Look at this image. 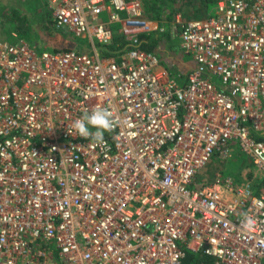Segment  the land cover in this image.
I'll return each mask as SVG.
<instances>
[{
	"label": "built area",
	"instance_id": "built-area-1",
	"mask_svg": "<svg viewBox=\"0 0 264 264\" xmlns=\"http://www.w3.org/2000/svg\"><path fill=\"white\" fill-rule=\"evenodd\" d=\"M46 3L93 53L0 41V264H264V0L176 19L184 84L140 48L162 31L141 0ZM93 107L117 120L100 145L72 129ZM231 151L258 183L198 184Z\"/></svg>",
	"mask_w": 264,
	"mask_h": 264
},
{
	"label": "rangeland",
	"instance_id": "rangeland-1",
	"mask_svg": "<svg viewBox=\"0 0 264 264\" xmlns=\"http://www.w3.org/2000/svg\"><path fill=\"white\" fill-rule=\"evenodd\" d=\"M185 2H181L183 10L179 11L177 15V19L179 18L182 23H186L199 18H206L211 16L217 6V2L206 7L204 9H198L197 5L200 1L203 0H183ZM187 2H191L192 5H186ZM43 0H0V41H6L9 43L17 42L14 37H12V33L16 31L19 34L17 39L25 38L28 42L35 47L37 52L41 54L46 51H54L56 48L63 49L60 45L57 47L55 43L50 45V41L45 42L44 36L35 32V27L37 25V21L43 18L44 12ZM173 21L169 24V27L161 26L162 31L160 35L162 38L166 37L165 33L172 29V42L175 45L172 46L175 51H177V40L179 38L180 27L178 23H174ZM31 30V31H30ZM27 35V33H30ZM53 35V34H51ZM28 36V38H27ZM69 42L73 43L72 45L75 47V44L78 42H87V40L76 38L73 35L67 37ZM171 42V43H172ZM70 47V48H74ZM169 48L170 47H166ZM74 50V49H69ZM171 50V49H170ZM163 52V51H162ZM166 54V52H163ZM178 53V51H177ZM179 54V53H178ZM167 55V54H166ZM181 55L183 57L185 54L182 52ZM190 60L189 57H187ZM193 65V64H192ZM189 67L188 65H186ZM184 66V69L187 71L188 68ZM257 139L261 140L264 136H261L257 133ZM233 178L236 182L239 183H255V185L259 181L258 172L254 169L251 163L246 159V157L239 153L238 151H231L228 154L214 158L209 165H207L197 176V182L200 185L212 183L219 178ZM199 261V256L194 255V259L192 262H185L183 264H196Z\"/></svg>",
	"mask_w": 264,
	"mask_h": 264
},
{
	"label": "crops",
	"instance_id": "crops-1",
	"mask_svg": "<svg viewBox=\"0 0 264 264\" xmlns=\"http://www.w3.org/2000/svg\"><path fill=\"white\" fill-rule=\"evenodd\" d=\"M43 6H44V12L40 13L43 14V18L37 22V25L35 26L37 28V30L35 29V32L39 33V34H42V36H44V41L48 43V41H50V45L52 43H55L57 45V47L60 45V47H63V49H57L54 50V51H44V52H59V51H67V49H74L76 51H82V52H86V53H90L92 54L93 51L91 49V46L89 45V42H78V44H75V47L72 45L73 43L69 42V40H67V37L69 38V36H71L70 33L64 31V30H59L55 27L54 25V22H53V19L51 17V13H50V10L48 8V5L46 3V0H43ZM106 17H103V19L105 20ZM176 21V20H175ZM176 23V22H174ZM157 25H159L157 23ZM31 31V30H30ZM31 34L30 33H27V35ZM53 34V35H51ZM154 34V33H153ZM166 37H164L162 39V41H160L158 43V49H157V55L160 57V62L162 64V66L164 68H166L171 77H172V74H171V71H172V68L174 67L176 70H179L181 73H183L185 76L184 78L186 79L187 78V75L189 74L190 70L192 69L193 67V61L192 59L190 58V60L187 59V57H183L181 55L182 53V50H181V45H180V39L178 38L177 40V51H175V49L172 48L173 45H175V43H171L170 40H173L172 38V29L170 28V31L166 32L165 33ZM17 36L19 37V34L14 31L12 33V37H14V39L17 40V42H15L16 44L18 43H21V42H24V43H27L29 44L32 48L35 49L34 46H32V44L30 42H28L25 38H20V39H17ZM28 38V36H27ZM70 47H74V48H70ZM166 47H170L169 48H166ZM174 47V46H173ZM36 50V49H35ZM99 50V49H98ZM37 51V50H36ZM166 52L163 53V52ZM186 65H188L189 67H187ZM184 66L188 68V70L186 71L184 69Z\"/></svg>",
	"mask_w": 264,
	"mask_h": 264
},
{
	"label": "trees",
	"instance_id": "trees-1",
	"mask_svg": "<svg viewBox=\"0 0 264 264\" xmlns=\"http://www.w3.org/2000/svg\"><path fill=\"white\" fill-rule=\"evenodd\" d=\"M144 4L146 14L149 20L156 22L162 26H168L169 24L177 19L179 11L183 10L181 2L183 0H141ZM220 0H203L200 1L197 5L198 9H204L209 7L214 3H218ZM186 5H192L191 2H187ZM162 35L160 33H151L143 35L140 38V48L145 51L157 53L158 43L162 41ZM172 42V40H170ZM133 47L123 42L121 38H116V41L108 46H99L98 49L102 57L110 58L119 56L129 50H132ZM69 50V49H67ZM172 78L176 80L179 84H184L186 79L184 74L179 70H176L174 67L171 71ZM194 259V254L187 253L185 257V262H192Z\"/></svg>",
	"mask_w": 264,
	"mask_h": 264
},
{
	"label": "clouds",
	"instance_id": "clouds-1",
	"mask_svg": "<svg viewBox=\"0 0 264 264\" xmlns=\"http://www.w3.org/2000/svg\"><path fill=\"white\" fill-rule=\"evenodd\" d=\"M117 126L113 112L107 108L93 107L72 123L73 134L100 145L105 143V132H111ZM245 228L254 225V221L245 217L242 221Z\"/></svg>",
	"mask_w": 264,
	"mask_h": 264
}]
</instances>
